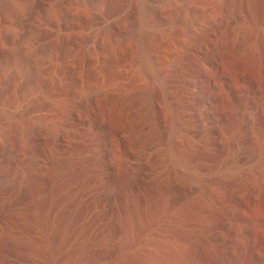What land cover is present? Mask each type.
<instances>
[{"label":"rangeland","instance_id":"obj_1","mask_svg":"<svg viewBox=\"0 0 264 264\" xmlns=\"http://www.w3.org/2000/svg\"><path fill=\"white\" fill-rule=\"evenodd\" d=\"M239 4L0 0V264H264V31L251 47ZM138 163L131 197L87 226L95 176Z\"/></svg>","mask_w":264,"mask_h":264},{"label":"bare ground","instance_id":"obj_2","mask_svg":"<svg viewBox=\"0 0 264 264\" xmlns=\"http://www.w3.org/2000/svg\"><path fill=\"white\" fill-rule=\"evenodd\" d=\"M256 3H257L256 0H240L239 6H237L236 8H233V11H232L235 18L241 19V20H244V21L247 22V25H248V28H249L250 34H251L249 39L251 40L252 43L250 42V40H249V42L251 43V47H253V48L256 47V46L260 47L259 46L260 43H258V41H260L258 39V34H259V32L264 31V14L262 13L263 15L261 14V16H260L259 15L260 13H257ZM263 10H264V8H263ZM125 20H129V17H125ZM139 23H140L139 29H140V32H141V34L139 35V38H140L139 42H141L142 45L144 46V43H145L144 42L145 41V34H144L145 31L144 30L148 26V23H147V21H146V19H145V17L143 15L141 16V18L139 20ZM259 38H260V34H259ZM234 46H236V45L234 44ZM234 49H235V47H234ZM234 49L231 48V51H230V53H231L230 55H232L233 58H234V56L237 55L236 51H235L236 49L235 50ZM262 62H264V60ZM217 69H218V67H217ZM240 73H239V71L234 70V72H232V76L240 77L239 76ZM145 96H146V101L145 102H146L147 105L145 104L146 105V113L143 115V119H144V121L148 122L152 126V129H151V132H150V135H149V140L152 141V142H156V141H159V139H160V132L157 129L158 127H156V125H154V122L152 120V117H154L153 116L154 114L152 112H153V109H154L153 100H154L155 94L154 93H148ZM198 102H200V101H198ZM174 124L175 125L177 124V120H175V119H174ZM218 130L214 126L210 127L208 129V132H207V135H208L207 136L208 137L207 140L208 141L203 143V145H207L208 144L210 146V144H211V146L220 147L222 145V143H218L219 140H218V142L215 141L216 140L215 137H217L218 135L221 134V132L218 131ZM222 135H223V133H222ZM222 138H223V136H222ZM209 140H211L210 144H209ZM221 140H220V142H221ZM223 141H225V140H223ZM224 143H226V142H224ZM173 150L176 151L177 149H173ZM179 150L176 151V152L173 151V152L170 153L171 155H170L169 158L171 159V161L173 160V162H176L177 164H183L184 162H189L190 160H187L189 156L179 153L180 152ZM182 153H183V151H182ZM191 155H193V154H191ZM131 159H132V162H149L150 161L148 156L144 155L142 152L137 154L136 156H133ZM189 159H191V158H189ZM87 162H90V161H87ZM100 162H113V164H114L115 162L116 163H119V162L122 163V162H126V161L124 159H122V157H120L118 152L103 151ZM232 162H239V157H234ZM139 165L140 164L138 163V167L135 168V169L133 167H131V168H133V170L130 173H129V171L127 172L129 174H127L128 176L126 175L127 176L126 178L124 177L125 179H123V181L122 180H118V181H122V182H120V183L118 182L119 184L118 185L115 184L116 186H109L108 185V184H111V183H108V182H109L110 177L113 175L112 174V172H113V167L112 166H109V165L107 166L106 165L107 168L104 169V173L101 170V173L95 176L97 182L100 184V187L103 186L102 188L104 189L103 193H102V191L100 192V193H102L100 195L101 196L100 197V203L103 205V210H101V206H100V208L98 210H93L90 213V215L88 216V218L86 219V222L88 224L87 226H90V225L92 226L94 223L100 222L102 217L107 212L117 209L119 203L122 200L124 202L125 199L127 200V199H129L131 197L132 191L141 182V174H142V172H141V169H140ZM30 167L34 168V164L32 163L30 165ZM114 176H116V175H114ZM88 177H89V180L90 179L91 180L95 179L91 175L90 176L88 175ZM85 179H84V182H85ZM6 241L7 240L4 239V238L1 239V242H6Z\"/></svg>","mask_w":264,"mask_h":264}]
</instances>
